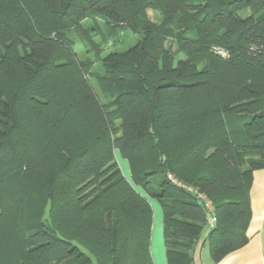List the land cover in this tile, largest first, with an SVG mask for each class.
Masks as SVG:
<instances>
[{
  "label": "trees",
  "instance_id": "obj_1",
  "mask_svg": "<svg viewBox=\"0 0 264 264\" xmlns=\"http://www.w3.org/2000/svg\"><path fill=\"white\" fill-rule=\"evenodd\" d=\"M96 15L103 44L140 38L103 54ZM260 170L264 0H0V264H155L148 196L168 264L204 235L218 263L249 242ZM168 174L213 201L214 229Z\"/></svg>",
  "mask_w": 264,
  "mask_h": 264
},
{
  "label": "crops",
  "instance_id": "obj_2",
  "mask_svg": "<svg viewBox=\"0 0 264 264\" xmlns=\"http://www.w3.org/2000/svg\"><path fill=\"white\" fill-rule=\"evenodd\" d=\"M122 160L120 159L121 162ZM123 161L125 162L121 163L123 172L126 177L130 178L129 165L127 161ZM251 208L252 219L247 231L249 242L246 246L229 254L220 262L215 263L210 253L208 255L206 253V250L209 248L206 244H203L205 240L204 235L194 252V264H264V170L257 171L254 174L251 189ZM160 218L163 224V214L160 215ZM206 231L210 230L206 228ZM163 242L162 248L159 247L158 243L154 244V241L151 243V251L155 264H168L165 238H163Z\"/></svg>",
  "mask_w": 264,
  "mask_h": 264
},
{
  "label": "rangeland",
  "instance_id": "obj_3",
  "mask_svg": "<svg viewBox=\"0 0 264 264\" xmlns=\"http://www.w3.org/2000/svg\"><path fill=\"white\" fill-rule=\"evenodd\" d=\"M148 16L154 22H160L162 20L160 13L154 10H149ZM96 26H99L103 31H106L108 29V26L104 23L103 18L99 15H96L94 18L87 19L83 23L82 28L89 33V35L92 37L95 43L102 45L103 43H102L101 36L96 35V32L92 30V29H95ZM120 35L122 38H121L120 43L117 44V46L113 45L111 41L108 44H103V54H107L111 50H117V51L126 50L132 47L133 45H135L138 39L140 38L138 34H134L128 29H120ZM67 36L74 41L75 43L74 51L77 54L79 59L82 60L85 58L95 57V50L89 44V40L87 36L82 32V30H79V29L70 30L67 32ZM172 42L173 41L171 39H168L166 40V45H169ZM100 62H97L95 67L93 68L94 73H102V66ZM122 162L125 163L123 160ZM147 198L149 202L151 203V206L154 212L153 228H152V242L154 241V244L158 243L159 247L162 248V246L164 245L163 224L160 218V215L162 214V210H161L159 202L155 198L150 197V196H148ZM206 253L208 255L209 249L206 250Z\"/></svg>",
  "mask_w": 264,
  "mask_h": 264
},
{
  "label": "built area",
  "instance_id": "obj_4",
  "mask_svg": "<svg viewBox=\"0 0 264 264\" xmlns=\"http://www.w3.org/2000/svg\"><path fill=\"white\" fill-rule=\"evenodd\" d=\"M220 55H224L222 52H220ZM168 179L178 187L184 189L186 192L191 193L195 196L196 202L199 206L203 207L205 210V216H206V226L211 231L216 227L217 224V218L215 216V205L213 201L208 198V196L197 189L185 185L178 181L172 174H168Z\"/></svg>",
  "mask_w": 264,
  "mask_h": 264
}]
</instances>
